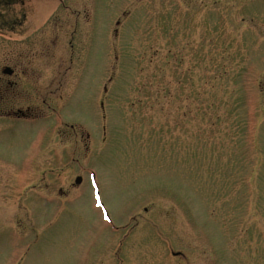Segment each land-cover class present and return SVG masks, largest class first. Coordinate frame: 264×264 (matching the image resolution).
<instances>
[{
  "label": "rangeland",
  "instance_id": "rangeland-1",
  "mask_svg": "<svg viewBox=\"0 0 264 264\" xmlns=\"http://www.w3.org/2000/svg\"><path fill=\"white\" fill-rule=\"evenodd\" d=\"M21 12L0 264H264V0H24L0 28Z\"/></svg>",
  "mask_w": 264,
  "mask_h": 264
},
{
  "label": "flooded vegetation",
  "instance_id": "flooded-vegetation-1",
  "mask_svg": "<svg viewBox=\"0 0 264 264\" xmlns=\"http://www.w3.org/2000/svg\"><path fill=\"white\" fill-rule=\"evenodd\" d=\"M15 19H17V20H15ZM13 20H15V21H12V27L13 28H16V25H19V26L22 25V23L25 21V19H24V21H22L21 15L16 16ZM5 70H6V68L3 69V75H2V77H0V115H2L3 118H6V119L13 118V119L21 120V118H26L27 112L29 111V109L28 110H22V109L18 108V109H15L14 111H10L11 110L10 109L9 111H6V112H3V110H1V108L4 107L5 105H7V106L12 105L11 103L15 104L16 99L18 98L16 96L17 91H15L14 95L10 96V94H9L11 89H14V90L16 89L15 84L17 82H12L10 80H7V81L4 80L7 77L16 76V75L14 74V71L12 69H10L11 73H9V72L6 73ZM17 84H16V87L18 86ZM6 92L9 94V96L5 95Z\"/></svg>",
  "mask_w": 264,
  "mask_h": 264
},
{
  "label": "trees",
  "instance_id": "trees-1",
  "mask_svg": "<svg viewBox=\"0 0 264 264\" xmlns=\"http://www.w3.org/2000/svg\"><path fill=\"white\" fill-rule=\"evenodd\" d=\"M17 4L23 5L24 4V0H0V8L5 9V10L10 9L12 6L17 5ZM19 15H21L22 21H24L25 13L21 12ZM1 17H2V20H4L6 25L4 24L0 28V33H5V32L9 33V32H11L12 30H9V28L13 29L12 23H10V22L7 23V21L10 20V19H13V16L10 15V16H7L6 18L4 16H1ZM15 20H17V19H15ZM4 26H8V28H5ZM6 30H9V31H6Z\"/></svg>",
  "mask_w": 264,
  "mask_h": 264
},
{
  "label": "water",
  "instance_id": "water-1",
  "mask_svg": "<svg viewBox=\"0 0 264 264\" xmlns=\"http://www.w3.org/2000/svg\"><path fill=\"white\" fill-rule=\"evenodd\" d=\"M5 72H6V73H7V72L11 73V70H10L9 68H6ZM80 182H81V178H77V179H76V183H80Z\"/></svg>",
  "mask_w": 264,
  "mask_h": 264
}]
</instances>
